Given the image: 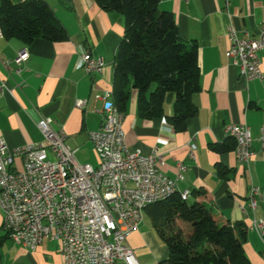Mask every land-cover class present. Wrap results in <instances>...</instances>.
I'll return each instance as SVG.
<instances>
[{"label":"crops","instance_id":"0c3cea01","mask_svg":"<svg viewBox=\"0 0 264 264\" xmlns=\"http://www.w3.org/2000/svg\"><path fill=\"white\" fill-rule=\"evenodd\" d=\"M45 1L66 29L65 41L37 39L28 44L16 38L6 39L0 30V79L8 90L0 98V139L10 149L44 143L38 123L49 117L55 120V130L65 132L66 144L78 150L80 163L97 168L99 157L90 132L103 125L105 115L103 102L96 101L95 96L112 93L115 57L124 36L123 17L103 11L95 0ZM228 2L161 0L159 9L174 14L181 39L198 45L201 90L193 99L198 111L187 120L185 130L175 131L166 119L174 115V94L166 96L165 117L144 119L138 111V92L132 89L123 128L127 146L144 155L156 152L163 158L159 170L168 177L176 178L178 164H185L187 171L177 183L178 190L192 192L204 188L207 195L202 200L212 206L221 221L242 224L247 229L244 249L251 263L264 264V242L250 229L253 214H245L241 209L248 207L251 184L264 188V151L260 143L264 79L246 83L226 57L230 46L228 25L232 24L240 34L258 36L264 22V0ZM1 3L2 0L0 6ZM82 50L104 61L102 73L88 74L78 67ZM21 52L26 54V60L19 65L16 60ZM260 59L264 76V49ZM8 62L10 65L6 66ZM110 100L113 101V94ZM78 101L87 102L85 108H79ZM232 124H245L251 129L255 155L249 168L238 161L235 149H215L229 142L225 129ZM192 146L194 158L190 155ZM219 166L224 169L221 174ZM199 200L190 198L192 203ZM155 215V209L148 208L139 230L128 240L142 264L165 260L164 247L153 234ZM257 216L264 218V204L259 205ZM3 225L0 210V264L63 263L55 241L45 239L36 250H31L15 244Z\"/></svg>","mask_w":264,"mask_h":264},{"label":"built area","instance_id":"2783aa9c","mask_svg":"<svg viewBox=\"0 0 264 264\" xmlns=\"http://www.w3.org/2000/svg\"><path fill=\"white\" fill-rule=\"evenodd\" d=\"M227 38L226 57L244 81L263 80L264 22L258 36L240 34L229 24ZM25 60L26 54L21 52L16 63ZM78 67L88 74H100L105 63L82 50ZM7 91L0 79V98ZM111 96L110 92L95 96L103 102L105 115L103 125L90 132L99 157L97 168L77 160L78 150L66 144L65 132L55 130V120L49 117L38 123L44 143L10 149L0 139V210L3 228L15 244L36 250L45 239L53 240L59 245L62 264H142L129 237L139 230L141 217L150 206L180 192L177 183L184 179L187 166L179 163L172 179L159 170L163 158L156 152L144 155L139 149H130L123 128L124 112ZM86 103L78 101L77 106L85 108ZM225 133L236 143L238 161L249 168L255 155L249 126L232 124ZM260 143L264 151V124ZM190 155L195 157V146ZM180 193L184 201L191 198L190 191ZM247 198L248 207L241 209L245 214L252 212L250 221L264 242V218L257 216L259 205L264 204V188L251 184Z\"/></svg>","mask_w":264,"mask_h":264},{"label":"trees","instance_id":"16d2710c","mask_svg":"<svg viewBox=\"0 0 264 264\" xmlns=\"http://www.w3.org/2000/svg\"><path fill=\"white\" fill-rule=\"evenodd\" d=\"M105 12L123 17L124 36L115 57L113 103L122 112L131 95L138 92V111L144 119L165 117L167 94L175 95L174 115L166 117L176 131L186 129L197 114L194 96L201 90L199 50L195 42L183 41L173 13L159 9L161 0H95ZM0 30L6 39L30 44L37 39L62 42L65 27L45 0H2ZM236 147L231 138L217 151ZM221 174L224 169L218 167ZM204 188L193 190L184 201L177 192L149 208L155 209L153 227L168 248L159 264H252L244 245L247 229L221 221L212 206L202 200ZM8 236L9 233H7Z\"/></svg>","mask_w":264,"mask_h":264},{"label":"rangeland","instance_id":"374dc122","mask_svg":"<svg viewBox=\"0 0 264 264\" xmlns=\"http://www.w3.org/2000/svg\"><path fill=\"white\" fill-rule=\"evenodd\" d=\"M79 157H80V155H76V158H77V160L80 162V160H79ZM152 229H153V234H154V236H155V238H156V240L158 241V243L159 244H161L163 247H164V250H165V254H164V259L166 260L167 258H168V248H167V246L163 243V241L160 239V237L158 236V234L156 233V231H155V229H154V227L152 226ZM163 260V259H162ZM161 260V261H162ZM158 263V262H157Z\"/></svg>","mask_w":264,"mask_h":264},{"label":"bare ground","instance_id":"6f19581e","mask_svg":"<svg viewBox=\"0 0 264 264\" xmlns=\"http://www.w3.org/2000/svg\"><path fill=\"white\" fill-rule=\"evenodd\" d=\"M0 196H2V188H0ZM143 220H144V217H141V224H142ZM250 229L255 231L254 225H253L252 222H251V225H250Z\"/></svg>","mask_w":264,"mask_h":264}]
</instances>
